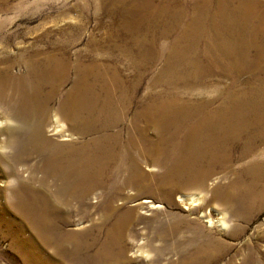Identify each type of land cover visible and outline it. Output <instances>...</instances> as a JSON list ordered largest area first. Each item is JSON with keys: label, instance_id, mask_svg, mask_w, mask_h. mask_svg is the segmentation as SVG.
I'll return each mask as SVG.
<instances>
[{"label": "bare ground", "instance_id": "6f19581e", "mask_svg": "<svg viewBox=\"0 0 264 264\" xmlns=\"http://www.w3.org/2000/svg\"><path fill=\"white\" fill-rule=\"evenodd\" d=\"M110 10L111 41L123 44L132 80L110 63H71L64 45L60 55L37 53L19 77L12 63L0 68V175L10 179L0 185V210L14 208L64 264L130 263L137 210L122 207L133 191L159 193L191 211L207 202L224 205L216 223L224 232L229 215L238 221L264 206V3L111 0ZM73 67L77 79L52 109ZM54 136L72 143L56 145ZM97 190L94 230L64 232L65 215ZM181 228L161 225L153 240L138 241L134 254L156 248L163 255L168 247L154 242L170 238L183 252L177 264H211L227 251L215 242L184 250ZM37 255L31 263L42 260Z\"/></svg>", "mask_w": 264, "mask_h": 264}, {"label": "rangeland", "instance_id": "374dc122", "mask_svg": "<svg viewBox=\"0 0 264 264\" xmlns=\"http://www.w3.org/2000/svg\"><path fill=\"white\" fill-rule=\"evenodd\" d=\"M261 1L264 3V0ZM110 2L111 0H1L0 68L4 67L6 63H12V73L19 77L28 71V66L25 63L37 59V56L35 57L37 53L60 55L65 46L71 63L83 61L88 65L93 60L110 63L120 68L123 77L132 80L135 72L130 65L131 59L122 52L123 44L117 42V45H114L111 41L113 27L116 26H114L115 21L111 18ZM186 3L187 6H190L192 2L187 1ZM163 63H165V58L157 62L152 72L147 74L145 86L162 69ZM76 79V70L73 67L67 81L60 85L58 95L51 103L52 109L60 107ZM243 79H248V75H245ZM209 82L216 83L217 79L210 78ZM143 87L142 85L138 90L140 96L143 93ZM53 138V143L56 145L72 143L61 141L60 136ZM82 140L85 139L74 141ZM144 170H147L145 166ZM9 180L0 175V185H4V182ZM211 187L212 185L209 184L207 189ZM6 189L4 188L6 198L10 200ZM127 195L128 191L119 195L115 204H119L121 198ZM176 196L178 193L174 195V201L177 200ZM100 197V190H97L85 204L75 205L71 212L65 215L68 216V221L62 224L64 232L93 231L101 215L93 202L100 200ZM131 197L132 200L124 202L122 207V210H137L135 214L137 217L133 218L135 224L130 227L129 264H169L171 261L177 264L183 252L176 238H170L168 243L154 242L156 246L168 247L163 255L158 254L156 248H151L145 257H136L134 254L137 250L136 244L142 238L153 240L156 235L155 229L161 225L175 224L182 227L180 231L182 242L180 243L183 244L184 250L187 248L192 251L196 245L211 242L227 246V251L214 259L211 264H264L261 261L264 252V206L248 218L238 221L229 215V226L224 232L221 230L220 224H216L219 210L225 211L224 205L219 206V204L215 205V202H207L201 208L196 207L191 211L180 202L168 203L159 193L133 191ZM146 200H150V203L144 204L143 202ZM3 201V197H0V202ZM135 204L136 206H134ZM159 204L162 205V208L152 207ZM12 211L19 215L14 208ZM12 211L0 210V264H44L46 260L51 264H64L59 257L55 256L54 250L44 244L31 224L27 221L22 223L16 219ZM237 226H240L241 229H237ZM42 245H45L46 250ZM32 252L35 255L38 254V258L42 260L31 263Z\"/></svg>", "mask_w": 264, "mask_h": 264}]
</instances>
